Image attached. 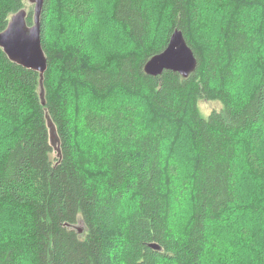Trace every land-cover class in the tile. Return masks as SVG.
Returning <instances> with one entry per match:
<instances>
[{"label":"trees","instance_id":"16d2710c","mask_svg":"<svg viewBox=\"0 0 264 264\" xmlns=\"http://www.w3.org/2000/svg\"><path fill=\"white\" fill-rule=\"evenodd\" d=\"M201 1L45 0V105L39 73L0 47V222L24 230L9 238L0 227V264H246L228 258L241 250L248 264H264V244L248 229L264 221V192L250 196L246 181L264 175V26L252 16L264 0ZM56 2L70 21L68 47L50 43ZM25 7V0H0V33ZM108 17L129 41L110 44L104 36L109 50L100 53L89 45ZM27 24L34 25V11ZM176 29L197 70L187 79L148 75L147 62ZM240 61L251 68L239 69L251 83L262 75L242 93L233 83ZM56 73L60 90L52 85ZM80 97L82 126L102 141L95 149L74 143L71 114ZM203 100L223 108L204 116Z\"/></svg>","mask_w":264,"mask_h":264},{"label":"rangeland","instance_id":"374dc122","mask_svg":"<svg viewBox=\"0 0 264 264\" xmlns=\"http://www.w3.org/2000/svg\"><path fill=\"white\" fill-rule=\"evenodd\" d=\"M216 1L217 0H212L211 3H213L214 7H216ZM204 0L201 1L200 4H203ZM25 9L28 12H33L35 10V5L30 3L29 0H25ZM154 5L158 6V2L155 1ZM161 13V12H160ZM160 13L158 15H156V23H157V29H158V35H159V39L158 41L162 40L165 37L166 31L164 30V28H162L161 26V21H162V17L160 16ZM210 14L212 16H214L213 11L210 12ZM50 15V25H49V39H50V43L52 46L54 45H62L64 47H68L71 46L73 43V33L70 34V21L67 18V16L64 14V11L61 7V5L56 2L54 4V7L50 10L49 12ZM252 16H256L259 25L264 26V9L263 8H259L258 10H255ZM97 18H99V13H97L94 16V20H98ZM108 19V22H107ZM106 19L105 22H101V24H97L96 28H95V34L93 36L92 42L90 43L89 47H98L99 52L100 53H105L109 50V46L105 45V42H101L102 37L106 36L108 37V42L111 44L112 42H115V44L118 45H123L122 43H124V41H126V43H128V39L124 38L123 36V32L116 28L113 24H111L109 17ZM104 24V25H103ZM166 27V25H165ZM63 32H65V34H63ZM72 35V36H71ZM125 39V40H124ZM126 48V46L122 47V49L124 50ZM234 66H236V72H237V68L239 73L236 74L233 83L235 85L236 91L238 93H242L245 90V87L248 88V90H251V84H255L256 79L259 77L261 78L262 75H257V77H251V74L253 73L252 70L249 71V75L252 79V83L250 78L242 75V72H240V68L243 70H249L251 68H248V66L245 64L244 61H240L237 65L234 64ZM61 77V78H60ZM58 79H60V81H58ZM62 84V76L60 73H56L55 76V80L54 82L52 81V85H54L56 87V90H60ZM65 86V85H62ZM247 90V89H246ZM80 101L78 103V110L77 111H73L71 114V120H72V126H73V133H74V143L76 145L77 148L82 149V150H89V149H95L92 146L96 145H101L102 141L99 138H96L95 136L90 135L86 130H84L83 126H82V116L81 113L79 111V107H83L85 105V102L83 101V97H80ZM223 108V105L221 102L219 101H201L200 102V110L202 112V114L204 116H208L211 112L213 111H220ZM260 141H261V153H262V158L264 161V131L262 133V135H260ZM186 141L179 137L178 140V146L184 144ZM98 148V147H97ZM248 183V186L255 190V192L253 194H251L250 196H254L257 193L261 194L260 192L263 191L264 192V175L261 177H253L252 180H246ZM177 188H179V185L176 183ZM245 185V184H244ZM243 185V186H244ZM241 186V189L242 187ZM240 196L241 193L239 192ZM264 206V205H263ZM18 220V219H17ZM173 220L178 223L179 227L183 226V219L179 217V213L177 211H175V216L173 218ZM259 223V225L257 224H249L248 229H249V233H251L253 236L257 237L258 241L261 244H264V221H259L257 222ZM22 226L20 223L18 222H14L12 223L10 219L7 218V220L0 222V227L2 228L3 232L5 233L6 236H8L9 238H16V237H20L23 235L24 230L22 229ZM220 236L223 237V242H222V246L224 248V251H226V248L229 244V238L227 236L223 235V228L220 227L219 229V233ZM238 250V249H237ZM241 256H237L236 254H234V252L232 251V253H230L228 255V258L232 261V262H237V263H242L245 262L246 264H248V261L251 259L249 253L246 251H240ZM216 262V259L214 260ZM222 261H217L215 264H219Z\"/></svg>","mask_w":264,"mask_h":264},{"label":"water","instance_id":"95a60500","mask_svg":"<svg viewBox=\"0 0 264 264\" xmlns=\"http://www.w3.org/2000/svg\"><path fill=\"white\" fill-rule=\"evenodd\" d=\"M35 5L34 25L27 24L28 13L22 10L15 14L7 28L0 33V47L6 56L14 63L39 73L41 78V100L45 105L44 75L48 70V60L43 49L41 18L45 0H29ZM198 67V60L192 48L188 45L182 31L176 29L172 34L167 48L160 54L153 56L145 66V72L151 76L162 75L165 71L179 73L183 78H189ZM51 143L56 147L58 154V139L55 127L50 125ZM78 229L79 233H83ZM154 249H160L156 244L151 245Z\"/></svg>","mask_w":264,"mask_h":264}]
</instances>
